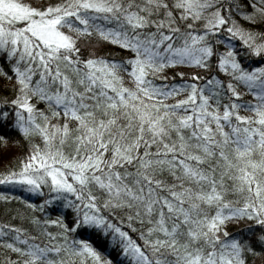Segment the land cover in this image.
<instances>
[{"label":"snow or ice","instance_id":"1","mask_svg":"<svg viewBox=\"0 0 264 264\" xmlns=\"http://www.w3.org/2000/svg\"><path fill=\"white\" fill-rule=\"evenodd\" d=\"M0 186V264H264V0H0Z\"/></svg>","mask_w":264,"mask_h":264},{"label":"trees","instance_id":"2","mask_svg":"<svg viewBox=\"0 0 264 264\" xmlns=\"http://www.w3.org/2000/svg\"><path fill=\"white\" fill-rule=\"evenodd\" d=\"M169 71H172L171 69ZM7 190V186H0V191H5ZM36 202L38 203L39 200L37 199Z\"/></svg>","mask_w":264,"mask_h":264}]
</instances>
